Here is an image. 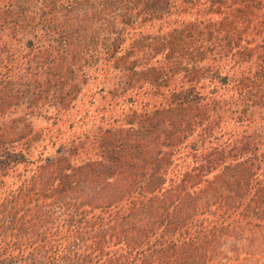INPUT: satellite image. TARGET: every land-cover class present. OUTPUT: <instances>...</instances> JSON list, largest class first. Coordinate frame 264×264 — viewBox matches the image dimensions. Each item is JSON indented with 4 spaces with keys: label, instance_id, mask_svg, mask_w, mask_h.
<instances>
[{
    "label": "trees",
    "instance_id": "1",
    "mask_svg": "<svg viewBox=\"0 0 264 264\" xmlns=\"http://www.w3.org/2000/svg\"><path fill=\"white\" fill-rule=\"evenodd\" d=\"M0 264H264V0H0Z\"/></svg>",
    "mask_w": 264,
    "mask_h": 264
}]
</instances>
